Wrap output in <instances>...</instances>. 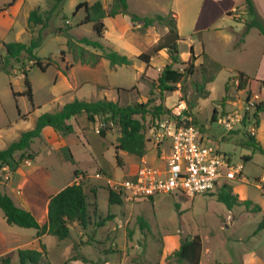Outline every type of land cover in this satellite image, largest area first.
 <instances>
[{
	"label": "rangeland",
	"instance_id": "obj_1",
	"mask_svg": "<svg viewBox=\"0 0 264 264\" xmlns=\"http://www.w3.org/2000/svg\"><path fill=\"white\" fill-rule=\"evenodd\" d=\"M82 1L91 4L97 0H64L48 26L41 27L29 24L28 15L36 7L48 9L47 0H0V65L5 42L29 43L39 33L42 42L35 53L46 65L42 70L30 60L24 64L13 61L11 73L0 70V149L16 140L22 131L32 128L41 113L56 111L75 98L86 101L105 98L120 105L146 101L153 96L159 101L155 84L160 69L170 61L168 54L161 49L148 64L137 56L163 40L168 27L155 23L141 30L140 23L132 22L129 15H118L105 18L106 30L98 38L91 22L80 24L86 12L84 7L75 12V7ZM101 1L108 7L111 0ZM127 2L128 13L141 16L165 15L174 8L180 11V59L188 56L191 45L199 57L192 60L193 73L183 77L177 90L166 93L167 107L177 113L182 106L190 110L193 105L188 116L201 128L207 143L217 145L232 163L243 164L241 176L227 180V184L240 201L252 203L230 208L217 199L216 190L191 197L158 194L138 200L122 198L120 204L109 205L110 186L102 177H96V172L115 180L130 178L137 172L142 158L122 150L116 155L118 125L105 123L101 117L90 122L82 114L70 119L74 127L70 134L62 135L45 127L26 150L33 154L32 158L20 160L16 169L8 166L0 169V190L44 226L49 197L71 184L78 169L83 175L79 180L90 198V223L86 227L73 223L70 236L65 239L48 233L37 237L35 228L8 223L0 209V260L9 256L11 264H21L17 249L36 248L43 253L38 264H185L171 257V253L184 237L197 233L202 240L199 264H264V228L258 229L264 217V153L248 138L254 124L256 130L252 135L264 147V111L259 113L261 121L256 125L251 118L250 102L258 97L253 95L246 101V93L235 90L233 82L238 71L234 67L237 52L231 48L233 40L219 36L213 29L192 32L191 19L200 0ZM247 19L248 13L238 7L233 17L220 21L222 28L224 25L222 32L229 33L228 22L245 31ZM249 29L248 38L259 34L258 29ZM81 37L99 39L106 48L126 54L132 63L110 64L102 56V50L79 43ZM79 44L85 50L81 54ZM203 50L212 53L214 59ZM91 53L98 54L95 62ZM188 66L174 64V68L180 69ZM22 69L27 71L33 104L23 94L26 85ZM227 83L229 101L223 102ZM200 84H203L201 91ZM20 114H26V118ZM231 116H240V120L228 128L224 121ZM150 119L148 115L144 123L147 125ZM69 153L73 160L67 159ZM20 154L17 152L15 157ZM248 155L251 158L246 160ZM143 158L155 167L162 163L149 142ZM255 204L260 206L259 211H253ZM101 218L109 219L102 220L98 226ZM142 222L146 224L142 226Z\"/></svg>",
	"mask_w": 264,
	"mask_h": 264
},
{
	"label": "trees",
	"instance_id": "obj_2",
	"mask_svg": "<svg viewBox=\"0 0 264 264\" xmlns=\"http://www.w3.org/2000/svg\"><path fill=\"white\" fill-rule=\"evenodd\" d=\"M49 3L48 9L40 10L39 7L32 9L28 15V23L32 25H40L41 27H47L50 19L58 14L64 0H47ZM245 10L249 15V19L246 22V30L251 27H255L261 34L264 35V20L257 12L253 0H244ZM84 7L85 16L80 21L83 23H92L93 29L101 38L106 30L105 18L114 17L116 15H129L132 22H139L141 30H144L155 23H160L168 27V32L163 40L157 42L149 51L141 52L138 54V59L148 64L151 57L154 56L159 50L164 49L170 61L166 63L159 72L156 80L155 88L159 92V101L156 102V98L149 97L146 101L131 103L127 105H120L116 101L108 100L105 98L95 101H86L75 98L72 101L65 103L60 109L50 112L46 111L41 113L35 120V124L32 128L24 130L20 133L19 137L9 143L5 148L0 149V169L4 166H8L12 169L18 167L19 161L22 159H30L33 154L26 153V150L30 147V144L35 138L39 137L42 130L49 126L59 134L67 135L74 131V127L70 122V119L76 118L79 115L85 114L88 121H95L96 117L103 118L104 122H110L118 125L120 134L117 137V143L115 144L116 155L119 150L125 151L129 154L142 158L147 152V138L146 128L150 125L159 115L164 113H173L171 108L166 104V93L177 90L178 84L181 82L186 74H191L194 71V65L192 60L195 58L193 48H189L190 58L187 61H182L179 55L178 41L180 36L177 31L176 18L173 11H169L167 14H155L153 16H141L135 13H128L127 0H111L108 7H105L101 0H97L93 3L86 1L79 2L75 7V12ZM230 14V12H227ZM244 35V34H243ZM243 39V36L241 40ZM42 42V35L39 33L36 37H32L29 43L22 41H10L3 44L5 49V55L2 58V65L0 70L11 73L14 66V62H20L24 64L26 60L33 61L42 70H45L46 65L42 63L40 58L36 55L35 50L40 46ZM79 43L92 46L102 50V56L107 59L112 65H127L131 64L132 60L126 54H122L114 49H109L99 40H92L88 37H81ZM78 48L81 51H85L83 46L79 44ZM92 62L97 60L98 54L91 53ZM218 67L220 64L214 62ZM174 64H189L188 68L184 67L174 68ZM237 76L235 80V90H242L246 93V101H250L254 94H258V98L250 102L251 104V118L254 123L258 124V115L264 111V81L255 77L249 76L242 71L237 70ZM25 76L26 89L23 91L28 99L33 104V94L30 85V81L27 77V71L22 69ZM211 79V78H210ZM208 79L207 81H209ZM234 80V81H235ZM229 82V81H228ZM235 83V82H233ZM228 84H226L227 95L222 98L225 102L229 99L230 92H228ZM203 84L199 85V89ZM222 103V102H221ZM188 108L183 109V113L189 118V122L193 124V120L188 116L191 113ZM216 109H214L213 118H215ZM246 113V112H245ZM151 116L149 123L146 125L144 120L147 116ZM21 118H26V114H20ZM198 127V126H197ZM200 130L201 128L198 127ZM101 133L102 130H100ZM248 138L253 142L256 149L264 153V147H262L254 135L248 134ZM17 152H21L18 158L15 157ZM118 158V156H117ZM251 156H246V160ZM67 159L73 160L72 155L69 153ZM80 171L76 169L74 175L78 176ZM1 177V173H0ZM217 199L224 202L228 207H232L235 204H245L250 206L251 201H240L236 194H233L228 184H223L217 190ZM108 203L120 204L122 196L114 191L109 190ZM181 196V195H179ZM185 196V195H182ZM151 198V197H149ZM89 196L85 191L83 182H72L68 184L55 195L49 197L48 210H47V222L44 226H41L35 216L27 209L15 204L14 200L6 193L0 190V209L6 221L10 224H16L21 227L35 228L37 230V237H40L43 233L55 235L58 239H65L70 236V226L73 223H77L82 227H86L90 223V206ZM178 206V204H176ZM253 211H259L260 206L255 204L252 206ZM109 218H101L98 226L102 225V220H108ZM146 222H142L144 226ZM264 228V217L258 224V229ZM202 252V240L199 234L188 235L183 238L179 247L171 253V257H175L180 263L185 264H199ZM18 258L21 264L32 263L38 264L42 258V251L36 248H18ZM0 264H11V258L9 256L2 257Z\"/></svg>",
	"mask_w": 264,
	"mask_h": 264
},
{
	"label": "built area",
	"instance_id": "obj_3",
	"mask_svg": "<svg viewBox=\"0 0 264 264\" xmlns=\"http://www.w3.org/2000/svg\"><path fill=\"white\" fill-rule=\"evenodd\" d=\"M237 83V80L234 81ZM258 97V94H254ZM159 115L147 129V142L153 144L155 157L162 163L152 166L141 159L135 175L124 179H111L104 173L96 172L110 186V190L130 200L149 198L158 194L194 196L212 193L227 180L240 177L243 164L232 163L230 157L220 151L217 145L207 143L202 131L189 122L182 112ZM240 116L225 120L226 127L239 121ZM255 125L250 131L255 134ZM83 175L75 176L73 182H80ZM217 192V191H216Z\"/></svg>",
	"mask_w": 264,
	"mask_h": 264
},
{
	"label": "crops",
	"instance_id": "obj_4",
	"mask_svg": "<svg viewBox=\"0 0 264 264\" xmlns=\"http://www.w3.org/2000/svg\"><path fill=\"white\" fill-rule=\"evenodd\" d=\"M257 12L264 20V0H253ZM244 2V0H243ZM242 0H200L197 8L194 11V16L191 19L192 32L193 33H202L205 30L213 29L218 33L219 36L226 37L228 40H233L231 44L232 50L236 51L234 67L235 69L244 72L245 74L255 77L257 79L264 81V35L259 32L257 36H251L248 38L250 29L245 32L243 36L242 30H238L239 26L234 25L236 28L232 27L229 22L226 27L229 29V33L222 32L223 28L220 26V21H224L227 17H233V15L238 11V7H241L244 13H247L245 10V5ZM168 11H173L176 18V26L179 36L181 35V17L180 11L176 8L170 9ZM227 12H230L228 14ZM224 13L227 14L224 16ZM122 15V14H119ZM118 16V15H116ZM115 17V16H114ZM255 28V27H251ZM257 29V28H256ZM262 35V36H260ZM243 36V39L241 40ZM202 41V40H201ZM201 45L204 43L202 41ZM195 58H198L199 55L194 52ZM204 51V50H203ZM202 51V52H203ZM205 52V51H204ZM206 53V52H205ZM210 59H214L212 53H206ZM253 55V57L251 56ZM190 56H183V61L187 60ZM251 61V63H250ZM247 63H250L247 64ZM229 101V100H228ZM183 105L184 102H183ZM261 118L258 115V124H260ZM259 126V125H258ZM47 213V212H46Z\"/></svg>",
	"mask_w": 264,
	"mask_h": 264
}]
</instances>
